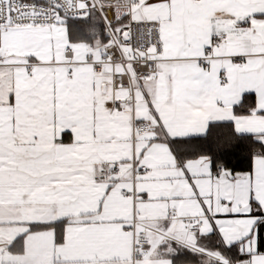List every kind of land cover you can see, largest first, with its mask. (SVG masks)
Listing matches in <instances>:
<instances>
[{
    "label": "snow or ice",
    "instance_id": "6c2138e0",
    "mask_svg": "<svg viewBox=\"0 0 264 264\" xmlns=\"http://www.w3.org/2000/svg\"><path fill=\"white\" fill-rule=\"evenodd\" d=\"M0 264H264V0H0Z\"/></svg>",
    "mask_w": 264,
    "mask_h": 264
}]
</instances>
